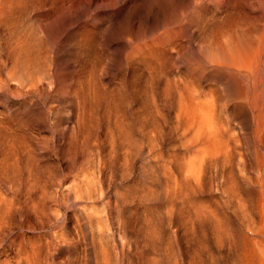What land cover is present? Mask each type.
<instances>
[{"label":"rangeland","instance_id":"374dc122","mask_svg":"<svg viewBox=\"0 0 264 264\" xmlns=\"http://www.w3.org/2000/svg\"><path fill=\"white\" fill-rule=\"evenodd\" d=\"M155 3L0 0V193L44 213L0 235V264L25 258L20 234L35 264L263 263L248 258L264 261L249 234L264 208L257 75L243 116L190 66L209 31L174 37ZM195 91L230 134H182Z\"/></svg>","mask_w":264,"mask_h":264},{"label":"bare ground","instance_id":"6f19581e","mask_svg":"<svg viewBox=\"0 0 264 264\" xmlns=\"http://www.w3.org/2000/svg\"><path fill=\"white\" fill-rule=\"evenodd\" d=\"M155 2V10L156 7L164 10L166 25L170 27L174 37H184L191 42L192 39L209 31L208 46H197L189 53L194 58L193 63H190L193 71L208 70L216 80L224 83L232 97L233 107L243 116L250 113L251 78L256 74V86L258 91L261 90L256 96L264 103V0H155ZM149 10V14L152 15L154 8ZM180 98L178 117L186 126L183 135L192 134L198 138L217 139L229 133V130L223 128L212 102L201 100L200 92L182 94ZM241 134L253 136L250 126ZM261 135L264 137V130ZM5 198H2L0 193V235L3 239L17 228L30 225L29 227L34 230L38 227L44 213L37 204L29 206ZM258 208V214L250 219L249 234L252 236L250 241H253V246L264 251L262 215L264 208L262 206ZM18 212H21L20 216L23 217L20 220H16L15 217ZM19 237L21 241L17 252L19 255H25V258H19L16 264H35L36 244L33 243L31 246L29 244L27 250L24 244L30 243L31 240L27 238L29 242H25L26 238L21 234ZM10 245L12 247L16 245V238L11 239ZM252 248L251 256L248 257L250 262L255 263L256 259H259L260 263L264 264L261 257H258L256 249Z\"/></svg>","mask_w":264,"mask_h":264}]
</instances>
